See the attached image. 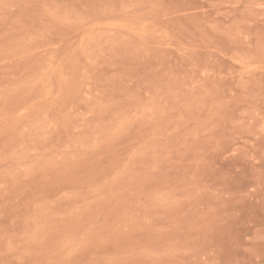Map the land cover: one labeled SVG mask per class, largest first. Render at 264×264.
<instances>
[{"label": "rangeland", "instance_id": "374dc122", "mask_svg": "<svg viewBox=\"0 0 264 264\" xmlns=\"http://www.w3.org/2000/svg\"><path fill=\"white\" fill-rule=\"evenodd\" d=\"M0 264H264V0H0Z\"/></svg>", "mask_w": 264, "mask_h": 264}]
</instances>
